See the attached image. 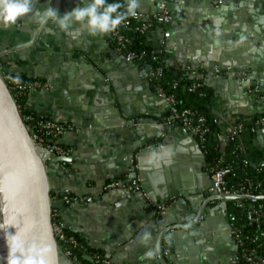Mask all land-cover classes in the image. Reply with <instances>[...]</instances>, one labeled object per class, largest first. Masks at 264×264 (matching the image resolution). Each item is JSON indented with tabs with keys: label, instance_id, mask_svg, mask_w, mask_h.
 <instances>
[{
	"label": "crops",
	"instance_id": "1",
	"mask_svg": "<svg viewBox=\"0 0 264 264\" xmlns=\"http://www.w3.org/2000/svg\"><path fill=\"white\" fill-rule=\"evenodd\" d=\"M213 1L166 0L170 20L154 30L152 46L156 51L165 47L172 66L204 70L197 77L217 96L214 114L222 122L220 141L227 143L224 135L233 114L251 123L264 112V0H218L217 5ZM53 2L33 0V7L42 10L50 4L63 14L85 4L59 0L54 7ZM137 3V11L145 15L160 10L157 0ZM215 67L243 69L246 75L242 80L233 75L215 79ZM0 72L50 83L49 91L35 93L28 101L32 111L71 126L59 141L65 155L83 160L62 166L70 177L63 178L60 194L66 193L71 201L60 203L59 218L91 252L100 253L108 264H159L160 232L168 225L190 224L177 233H164L168 264H173L170 246L183 264H199L196 257L201 253L207 254L202 264H223L224 257H234L228 252V233L218 229L226 219L211 201L209 173L195 138L175 129L160 138L172 134L171 143L156 142V126L167 110L145 74L115 47L110 32L92 36L82 24L65 32L52 21L41 27L31 14L8 27L0 24ZM251 85L258 94L248 93ZM120 106L125 111L119 116L114 111ZM140 110L146 113L137 116ZM252 126L264 148V127ZM133 177L147 197L121 185L106 187L112 181L126 186ZM177 187L182 192L165 198ZM185 188L203 192L184 195ZM206 200L202 219L196 220ZM145 233L150 234L147 241ZM148 251L155 253L153 258L145 256Z\"/></svg>",
	"mask_w": 264,
	"mask_h": 264
},
{
	"label": "water",
	"instance_id": "2",
	"mask_svg": "<svg viewBox=\"0 0 264 264\" xmlns=\"http://www.w3.org/2000/svg\"><path fill=\"white\" fill-rule=\"evenodd\" d=\"M58 1L54 0L52 3L54 7ZM157 2L161 4L162 0H157ZM213 4L217 5L218 0L213 1ZM167 7L168 3L165 2V10ZM155 12L159 13L161 10ZM238 94H242L241 89H239ZM123 111L125 110L120 106L114 113H119L120 116ZM145 113V110H140L137 116H142ZM251 123L255 124V118L251 119ZM175 129L189 135L181 126H165L163 119H161V123L156 126V132H154L155 137L160 139L165 131L170 132ZM160 140H162V144H160L162 146L171 143L174 137L169 134ZM200 155L205 164L203 154L200 153ZM140 159L141 157L137 159L139 163ZM81 160L73 155H57L55 152L37 146L33 142L29 128L21 118L13 96L0 72V264H72L53 236L51 209L60 208L61 204L58 197L60 196L61 183L64 177L67 179L70 177L61 165ZM52 180H55L56 183H52ZM211 186L212 183L208 175L207 188ZM180 192H182L180 187L174 188L166 194L165 198ZM202 192V189L188 191L185 188L183 194L192 195ZM53 194L57 200L51 202L50 197ZM211 199V201L220 202L216 206L224 216L225 205L223 200H257L264 199V195H220L212 191ZM180 202L184 203L183 201ZM207 203L208 200L201 203L196 211V220L202 219L201 214ZM189 226L191 225H168L160 232L156 242L159 264H168L163 256L164 233L169 231L172 234L173 232L177 233L176 229H188ZM218 227V229L228 233L231 243L227 246L228 252L236 254L238 247L235 245L229 224L226 222ZM172 234L168 237L170 242L172 241ZM217 253L222 256L219 251ZM169 254L173 264H183V261L177 259L175 250L171 246ZM196 258L197 263L202 264L203 259L207 258V254L201 253ZM94 264L100 263L95 262ZM223 264H230L229 257L223 258Z\"/></svg>",
	"mask_w": 264,
	"mask_h": 264
},
{
	"label": "trees",
	"instance_id": "3",
	"mask_svg": "<svg viewBox=\"0 0 264 264\" xmlns=\"http://www.w3.org/2000/svg\"><path fill=\"white\" fill-rule=\"evenodd\" d=\"M108 2H117V0H108ZM118 2L121 5H126L123 0H118ZM123 10L122 8L121 11ZM138 25L139 23L131 21L128 27L121 29V34L130 41L127 46L128 50L135 55L144 52V56L135 59L133 63L149 79L154 90L156 87H161L165 92L174 95L176 109L195 110L204 117L206 132L204 133L203 142H199L197 138L195 140L204 156L206 167H214L217 161L221 159V165L230 168V172L224 176V183L227 188L243 187L248 189L254 196H262L261 192L264 191V148H261L263 147L262 144L257 143L260 140L258 141L257 131L253 129L252 124L249 121L245 122L244 128L238 137L233 141L227 140V143H222L220 141L222 122L214 114L213 107L216 104L217 97L212 86L203 81V85L195 91L189 90L192 81L189 72L167 63L168 53L164 49L156 51L152 46L153 32L161 24L155 21L150 30L143 32L135 29ZM113 43L116 47V43L114 41ZM157 67L161 68V74L150 79L148 73ZM197 71L204 70L198 68ZM201 75L204 76L205 74ZM21 79L27 78L21 77ZM168 114L167 112L166 116ZM159 140L157 139L156 142H159ZM240 200L243 201L242 207H237L236 200L224 201V217L226 222L232 223L234 227L240 230L243 242L236 252L237 264H245L242 253L253 250L257 255L264 256V218H261L258 223L249 222L246 210L250 201L248 199ZM252 205L255 208H260L264 213V199H257ZM230 217H233L232 221H230ZM65 233L75 237L82 245V249H72L73 256L81 264H93L95 262L93 255H99L100 253L98 254L97 251H94L97 253L91 252L75 233L67 229H65Z\"/></svg>",
	"mask_w": 264,
	"mask_h": 264
},
{
	"label": "built area",
	"instance_id": "4",
	"mask_svg": "<svg viewBox=\"0 0 264 264\" xmlns=\"http://www.w3.org/2000/svg\"><path fill=\"white\" fill-rule=\"evenodd\" d=\"M166 0H162L161 4H159V8L161 12L153 13V14H142L141 12L137 11L136 16L134 17H127L124 22L121 23L115 30L111 31L112 40L116 43L117 49L120 51L125 52L123 55L127 62L133 63L135 59H140L144 56V52H140L138 55H135L133 52L128 50L127 46L130 43L129 39L124 37L121 34V29L126 28L130 25L131 21H135L139 23V25L135 28L138 31H148L152 28L153 23L155 21L159 22L161 25H165L169 22L170 17L167 11L164 8V3ZM163 36L168 38L170 33L165 31ZM164 50L167 52V49L164 47ZM184 70L189 72V75L192 77L191 84L189 86V90L195 91L199 87L203 85V81L198 78V71L197 67L191 66H182ZM214 76L217 79L219 76H227L233 75L237 79H243L246 75L245 70H233L230 68L221 70L219 68L214 69ZM161 74V68L157 67L154 70L148 73L150 79L156 78ZM3 75V74H2ZM20 82L17 83L15 79L13 80V91L11 92L13 99L17 105L19 113L23 121L27 124L29 128V132L31 135V139L33 142L40 147L46 148L49 151L55 152L57 155H65L66 149L60 143L59 138L71 129V126L68 124L60 123L54 118L47 117L45 115L36 113L30 109L29 104V97L38 92H47L51 89V85L49 82L41 79V78H27L21 79ZM155 92L157 97L160 99L163 107L169 113L167 116L163 118V124L168 127L172 126H181L183 127L191 136L197 138L199 142H203L204 133L206 132V128L204 125V117L200 115L197 111L191 109H181L178 110L175 107V98L173 94H169L165 92L161 87H156ZM248 93L251 94H258V88L255 85H251L248 88ZM217 97V96H216ZM28 109V110H26ZM218 117V116H217ZM232 124L230 128H228L227 132L225 133L224 137L228 141H233L238 135L242 132L244 128L245 121L241 119H237L233 114ZM255 124L264 127V112L258 114L257 118L255 119ZM222 136V134L220 135ZM61 166H64L62 164ZM207 171L210 176V181L212 186L209 188V191H215L217 194L220 195H250L254 196L248 189L243 187L229 189L225 186L224 183V176L230 172V168L228 166L221 165V159L217 161L214 167L209 166ZM124 186L129 191L137 192L142 197H147L145 191L142 189V185L140 184L139 180L134 178L130 180L128 185H122L117 181H112L107 183L106 187H116V186ZM264 195V191L261 192ZM56 201L57 197L54 198ZM59 202L61 204H69L71 201V197L67 196L66 193H61L58 197ZM89 200V198H88ZM250 204L246 210L247 219L251 223H258L261 218H264V213L261 211L260 208H255L252 205L256 199H248ZM50 201H52L50 197ZM222 201V200H220ZM226 201V200H223ZM237 207L243 206L242 200H236ZM220 204V202L216 201L215 205ZM161 211H163L164 206L160 205L158 207ZM59 208H52L51 209V230L56 242L59 246L63 249L64 254L67 258L70 259L72 264H81L75 256L72 254V249H82L81 243H79L75 237L67 235L65 233V227L63 222L59 218ZM233 220V217H230V221ZM231 229V234L233 235L235 245L237 247L242 246L243 238L240 236V230L237 227H234L232 223L227 222ZM166 254V251L164 252ZM93 259L95 262H100L102 264H108L107 260L100 259V256L93 255ZM242 259L244 260L245 264H264V256L257 255L253 250L242 253ZM237 257L236 254L230 260V264H237ZM94 262V263H95ZM93 263V264H94Z\"/></svg>",
	"mask_w": 264,
	"mask_h": 264
},
{
	"label": "clouds",
	"instance_id": "5",
	"mask_svg": "<svg viewBox=\"0 0 264 264\" xmlns=\"http://www.w3.org/2000/svg\"><path fill=\"white\" fill-rule=\"evenodd\" d=\"M124 9L121 11V9ZM137 0H128L126 5L108 0H85L84 6L74 7L71 11L60 13L58 9L49 6L44 9H35L33 0H0V24L5 27L25 15L31 14L38 25L43 27L52 21L56 26L65 32L72 30L74 25L82 24L87 27L88 34H107L115 30L127 17H134L137 14ZM17 83L20 78H15ZM150 238L149 233L144 234V241ZM155 253L148 251L147 258H153Z\"/></svg>",
	"mask_w": 264,
	"mask_h": 264
},
{
	"label": "rangeland",
	"instance_id": "6",
	"mask_svg": "<svg viewBox=\"0 0 264 264\" xmlns=\"http://www.w3.org/2000/svg\"><path fill=\"white\" fill-rule=\"evenodd\" d=\"M3 74V73H2ZM18 77H21L19 75H17ZM16 75H12V74H8V73H5L3 74V78H4V81L5 83L7 84V87L9 88L10 92L13 91V87H14V84H13V80L17 77ZM54 198H56L55 195H51V199L52 201L54 202Z\"/></svg>",
	"mask_w": 264,
	"mask_h": 264
}]
</instances>
